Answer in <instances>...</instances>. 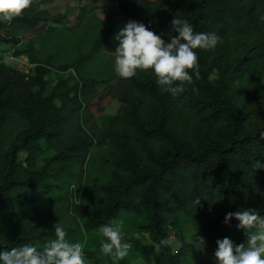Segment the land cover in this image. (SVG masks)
Returning <instances> with one entry per match:
<instances>
[{
    "label": "trees",
    "instance_id": "16d2710c",
    "mask_svg": "<svg viewBox=\"0 0 264 264\" xmlns=\"http://www.w3.org/2000/svg\"><path fill=\"white\" fill-rule=\"evenodd\" d=\"M52 1L0 23V46L33 66L0 62V250L42 247L60 223L88 264H113L98 228L117 220L132 245L119 264H189L190 224L211 250L245 243L224 218L264 215V0H114L104 19L94 8L104 0H76L74 28L38 8ZM117 17L166 42L172 20L187 19L222 42L196 50L199 79L172 97L148 72L117 78ZM169 235L178 247L160 243Z\"/></svg>",
    "mask_w": 264,
    "mask_h": 264
},
{
    "label": "clouds",
    "instance_id": "9594fccd",
    "mask_svg": "<svg viewBox=\"0 0 264 264\" xmlns=\"http://www.w3.org/2000/svg\"><path fill=\"white\" fill-rule=\"evenodd\" d=\"M33 0H0V23H8L24 14ZM171 30L175 33L167 42L150 30L142 22L129 20L115 34L118 42L115 49L114 70L122 79L128 80L139 73L148 72L155 77L156 84L164 93L176 97L191 84L193 78L199 79V50H214L222 42L215 32H197L193 25L182 18H174ZM256 169L261 168L259 161ZM199 200L196 205L199 204ZM235 219L237 228L243 230L246 242L235 244L230 238L217 240L214 253L215 264H264V215L257 210H237L228 212L224 224ZM124 221L99 226L100 252L110 257L113 264H119L128 256L132 245L126 241L123 232ZM67 232L60 225L54 226V238L42 247L24 244L7 250H0V264H88L83 245L67 239ZM202 249L203 237L195 240ZM165 246L180 245L174 236L160 242Z\"/></svg>",
    "mask_w": 264,
    "mask_h": 264
},
{
    "label": "rangeland",
    "instance_id": "374dc122",
    "mask_svg": "<svg viewBox=\"0 0 264 264\" xmlns=\"http://www.w3.org/2000/svg\"><path fill=\"white\" fill-rule=\"evenodd\" d=\"M39 0H33L31 6H36V3ZM114 0H104L95 6L96 15L99 19H104L105 17L109 16L113 12ZM38 7V6H37ZM41 10H46L51 16H55L59 13L65 15L66 23L68 27L74 28L76 24V17L78 13V4L76 0H53L50 3L44 4L43 6H39ZM89 8H93L90 6ZM117 21L120 25L124 26L126 21L121 17H117ZM25 42V41H24ZM23 42V43H24ZM14 49L10 45H1L0 46V62L3 64L18 69L20 71H27L29 72L32 66L29 64L28 59L26 57H13ZM15 59V61H14ZM114 66V64H113ZM115 71V70H114ZM117 78H120L119 75L115 72ZM56 74H51L49 76V81L53 82L56 81ZM102 89V87L100 88ZM119 105L116 102H112L110 106L106 110V114L109 116L115 115ZM51 154H48L47 157H50ZM22 161V156L19 158ZM201 236L197 233L194 224H190L186 234H185V241L194 246V252L190 255V263L189 264H215V257H214V250H211L207 246V242L205 241V247L202 249V246L196 242L195 240L199 239ZM205 240V239H204ZM144 244H147L144 241ZM176 248V246H173ZM138 263L134 261L132 264ZM141 263H143L141 261ZM105 264V263H102Z\"/></svg>",
    "mask_w": 264,
    "mask_h": 264
},
{
    "label": "built area",
    "instance_id": "2783aa9c",
    "mask_svg": "<svg viewBox=\"0 0 264 264\" xmlns=\"http://www.w3.org/2000/svg\"><path fill=\"white\" fill-rule=\"evenodd\" d=\"M14 61H15V59H14ZM31 66H32V65H31ZM32 68H33V66H32ZM32 68H31V69H32ZM31 69H29V70H31ZM16 70H18L19 72H22V73H26V74L30 72V71H29V72H27V71H20V70L18 69V67H16Z\"/></svg>",
    "mask_w": 264,
    "mask_h": 264
},
{
    "label": "crops",
    "instance_id": "0c3cea01",
    "mask_svg": "<svg viewBox=\"0 0 264 264\" xmlns=\"http://www.w3.org/2000/svg\"><path fill=\"white\" fill-rule=\"evenodd\" d=\"M133 262H134V261H133ZM133 262H131V264H132ZM137 262H138V263H136V262H135V263H136V264H144V263H141L140 260H137Z\"/></svg>",
    "mask_w": 264,
    "mask_h": 264
}]
</instances>
